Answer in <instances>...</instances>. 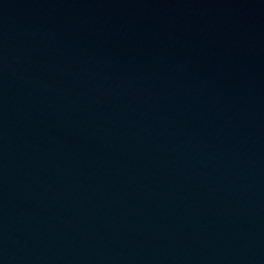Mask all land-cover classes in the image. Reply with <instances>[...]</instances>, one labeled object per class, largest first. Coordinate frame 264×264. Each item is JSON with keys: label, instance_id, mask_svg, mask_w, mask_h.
<instances>
[{"label": "water", "instance_id": "95a60500", "mask_svg": "<svg viewBox=\"0 0 264 264\" xmlns=\"http://www.w3.org/2000/svg\"><path fill=\"white\" fill-rule=\"evenodd\" d=\"M0 264H264V0H0Z\"/></svg>", "mask_w": 264, "mask_h": 264}]
</instances>
